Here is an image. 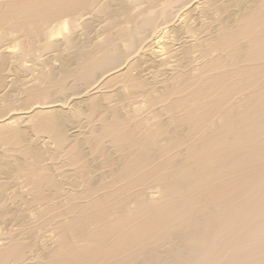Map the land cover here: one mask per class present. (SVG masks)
<instances>
[{
  "label": "bare ground",
  "instance_id": "bare-ground-1",
  "mask_svg": "<svg viewBox=\"0 0 264 264\" xmlns=\"http://www.w3.org/2000/svg\"><path fill=\"white\" fill-rule=\"evenodd\" d=\"M242 260L264 0H0V264Z\"/></svg>",
  "mask_w": 264,
  "mask_h": 264
},
{
  "label": "rangeland",
  "instance_id": "rangeland-1",
  "mask_svg": "<svg viewBox=\"0 0 264 264\" xmlns=\"http://www.w3.org/2000/svg\"><path fill=\"white\" fill-rule=\"evenodd\" d=\"M247 259H248V258H246V259H244V260H245L246 262H249V260H247ZM249 259H250V258H249ZM251 260H252V258L250 259V261H251ZM245 261H244V262H245ZM240 263H241V262H240ZM240 263H239V264H240ZM242 264H243V260H242ZM244 264H245V263H244ZM247 264H248V263H247Z\"/></svg>",
  "mask_w": 264,
  "mask_h": 264
}]
</instances>
